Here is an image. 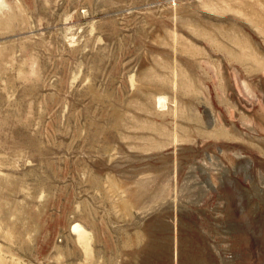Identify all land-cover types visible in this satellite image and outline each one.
<instances>
[{"label": "rangeland", "instance_id": "rangeland-1", "mask_svg": "<svg viewBox=\"0 0 264 264\" xmlns=\"http://www.w3.org/2000/svg\"><path fill=\"white\" fill-rule=\"evenodd\" d=\"M0 264H264V0H0Z\"/></svg>", "mask_w": 264, "mask_h": 264}]
</instances>
